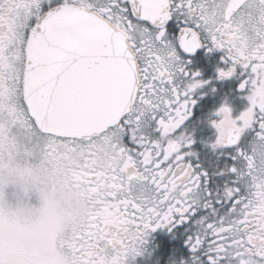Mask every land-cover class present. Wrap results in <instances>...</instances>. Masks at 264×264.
Segmentation results:
<instances>
[{
	"label": "snow or ice",
	"instance_id": "obj_1",
	"mask_svg": "<svg viewBox=\"0 0 264 264\" xmlns=\"http://www.w3.org/2000/svg\"><path fill=\"white\" fill-rule=\"evenodd\" d=\"M214 9L219 16L209 23ZM244 11L240 0H0V264H43L10 235L22 224L18 189L28 180H67L96 197L59 264H106L104 253L111 254L110 264H125L149 230H171L199 209L206 215L195 219L199 227L185 241L191 255L166 254L169 264H202L205 245L208 264L224 257L264 264V208H253L240 190L251 178L241 136L254 123L255 133H264V39L240 46L234 20ZM72 18L90 22L107 39L106 54L123 77L112 109L88 119L69 98L89 80L54 44ZM170 18L180 25L173 34L165 28ZM201 46L222 49L218 78L239 67L240 88L249 94L236 118L226 103L216 109V133L206 142L215 159L197 166L185 159L195 152L181 151L193 136L177 130L192 114V89L207 83L186 67V56ZM221 155L228 161L221 163ZM212 176L228 178L221 190H210ZM134 182L149 190L129 195ZM262 196L257 193L256 203Z\"/></svg>",
	"mask_w": 264,
	"mask_h": 264
},
{
	"label": "flooded vegetation",
	"instance_id": "obj_2",
	"mask_svg": "<svg viewBox=\"0 0 264 264\" xmlns=\"http://www.w3.org/2000/svg\"><path fill=\"white\" fill-rule=\"evenodd\" d=\"M179 27L180 25L175 18H170L166 21L165 28L169 34L178 31ZM256 43L257 41L255 44ZM223 55L224 51L222 49L212 48L209 50L208 48L201 46L196 49L194 53L186 56L190 61L186 67L191 71H198L199 76L197 78L207 81V83H203L192 89L191 96L195 101L191 106L192 114L180 126V129L177 130V134L179 131H183L186 134L190 133L193 136V144L191 146H182L181 151L195 152L196 155L186 156L185 159L189 163H193L197 166L207 163V158L209 156H212V158L215 159V156L211 153L206 142L213 138L216 133V129L212 125V121L220 118L216 114V109L219 108L221 104L226 103L230 107L232 117L236 118L248 105V90L240 88L242 82V70L239 67H237L232 76L218 78L216 68L222 66L223 61L221 60V57ZM255 132L256 127L254 123L253 127L244 130L239 144L245 145L255 135ZM225 151H230V149H225ZM228 159L229 157L225 155L219 157L221 163L227 162ZM122 166L123 165H121V167ZM145 179L147 178L145 177ZM227 180V177H210V190H221ZM150 183L151 181H149V184ZM53 184L56 187H60L61 191L67 194L66 196L69 203L67 206L68 210L66 211H69V213L64 215L61 219L62 222L67 223L76 211V197L80 186L67 180L55 181ZM122 187L126 192L128 191L127 179H125V183ZM132 188L136 189V191L130 192L129 195L139 196L140 193L149 190L148 185L140 182H134ZM240 190L242 197H248L249 200L253 201V208H261L260 203L254 202L257 200V193H264V188L260 186L258 181L255 182V184H252L251 178H249L247 189H245L244 186H241ZM259 199L264 200V196L259 197ZM249 211H252V209H249ZM203 215H206L205 210L199 209L197 213L191 215L189 219L182 221L179 224H175L171 230H169L167 225L149 230L146 242L139 246L141 251L135 256L127 257L125 264H169V262L165 260V256L166 254L170 256L174 252H162V250L168 245L176 246L175 252L179 251L182 257L185 255L190 256L191 252L185 241L187 236L198 228V225L194 222L195 219ZM77 235H79V231H74L70 239H65L62 237L61 231L57 232L54 238V244H56L55 250L59 262L67 254L70 245L75 243L74 237ZM112 255H116L118 261L122 259L116 253H113ZM207 256L208 253L205 245V247L200 250L199 254V259L202 264H208ZM221 264H232V260L231 258L224 257L221 260Z\"/></svg>",
	"mask_w": 264,
	"mask_h": 264
},
{
	"label": "water",
	"instance_id": "obj_3",
	"mask_svg": "<svg viewBox=\"0 0 264 264\" xmlns=\"http://www.w3.org/2000/svg\"><path fill=\"white\" fill-rule=\"evenodd\" d=\"M54 44L76 59L89 80L86 89L74 90L69 98L73 109L84 119L109 112L121 94L123 77L115 61L106 54L107 39L90 22L72 18L64 27L62 39ZM44 106H48L47 102Z\"/></svg>",
	"mask_w": 264,
	"mask_h": 264
},
{
	"label": "clouds",
	"instance_id": "obj_4",
	"mask_svg": "<svg viewBox=\"0 0 264 264\" xmlns=\"http://www.w3.org/2000/svg\"><path fill=\"white\" fill-rule=\"evenodd\" d=\"M245 3V11L237 16L234 23L240 26L239 43L241 47L254 45L257 38L264 39V0H240ZM219 16L217 10L210 12L206 20L212 23ZM166 56L167 53H164ZM246 147L249 151V167L252 184L259 182L264 188V133L256 134L250 139ZM244 183L248 186L249 179L246 177ZM13 191V189H11ZM51 183L46 180H28L18 189L19 203L32 208L39 209L51 197ZM34 198V199H33ZM96 199L91 193L80 188L76 197V211L67 221L61 235L70 239L72 233L86 226L88 216L93 211V201ZM256 202V201H254ZM264 208V201L260 202ZM139 253V250H138ZM106 264H110L111 254L104 253Z\"/></svg>",
	"mask_w": 264,
	"mask_h": 264
},
{
	"label": "rangeland",
	"instance_id": "obj_5",
	"mask_svg": "<svg viewBox=\"0 0 264 264\" xmlns=\"http://www.w3.org/2000/svg\"><path fill=\"white\" fill-rule=\"evenodd\" d=\"M6 193L7 199L15 205L11 189H6ZM51 193L48 201L37 210L19 203L18 211L22 224L17 225L10 233L21 247L33 251L43 264L59 263L54 238L57 232L62 233L66 222H62L61 219L69 213L66 211L69 203L67 194L53 183Z\"/></svg>",
	"mask_w": 264,
	"mask_h": 264
},
{
	"label": "trees",
	"instance_id": "obj_6",
	"mask_svg": "<svg viewBox=\"0 0 264 264\" xmlns=\"http://www.w3.org/2000/svg\"><path fill=\"white\" fill-rule=\"evenodd\" d=\"M179 247V246H177ZM175 248L176 246L174 245H168L166 246V248H164V250H162L163 253H172V252H175Z\"/></svg>",
	"mask_w": 264,
	"mask_h": 264
}]
</instances>
